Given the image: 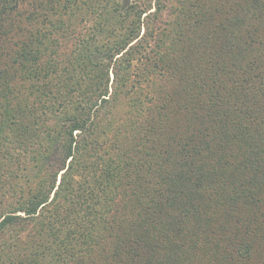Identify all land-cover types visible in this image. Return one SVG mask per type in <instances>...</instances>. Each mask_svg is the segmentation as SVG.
<instances>
[{"label": "trees", "instance_id": "obj_1", "mask_svg": "<svg viewBox=\"0 0 264 264\" xmlns=\"http://www.w3.org/2000/svg\"><path fill=\"white\" fill-rule=\"evenodd\" d=\"M162 1L0 0V264H264V0Z\"/></svg>", "mask_w": 264, "mask_h": 264}, {"label": "rangeland", "instance_id": "obj_2", "mask_svg": "<svg viewBox=\"0 0 264 264\" xmlns=\"http://www.w3.org/2000/svg\"><path fill=\"white\" fill-rule=\"evenodd\" d=\"M120 1H123V0H120ZM126 1V4L128 3V2H131L132 0H125ZM154 0H152V2H153ZM176 1L177 0H171V4H173V6H176V7H180V3H183V1L182 2H180V3H178V1H177V3H176ZM163 3H164V6L167 4L168 5V2H167V0L166 1H162ZM184 3H186L185 2V0H184ZM179 4V5H178ZM164 6H163V8H164ZM152 7H153V9L155 8V6H154V3L152 4ZM168 7H169V5H168ZM152 9V10H153ZM163 10V9H162ZM165 12L167 13V10L165 9ZM162 13V12H161ZM173 15L172 16H170V17H164V16H160L161 18V26L162 25H164L165 26V23L166 24H168L169 22L170 23H172L173 22V16L175 15L174 13H172ZM144 18V17H143ZM91 23V21H88V20H85L84 21V24L80 27V29L81 30H83V26L84 25H89ZM154 24H156V25H158V22H155ZM198 30H199V28H195L194 29V31H192V32H190L191 34H193L195 31H197L198 32ZM175 34V33H174ZM262 73H264V70H263V72ZM112 78H113V75H110V85H111V87H110V91H112L113 90V85H112ZM160 83L161 84H164L162 81H160ZM148 86H146V88H147ZM117 96H120V93H119V95H117ZM127 102V99H125V103ZM148 105H150L149 103H148ZM137 105H133V103H130L129 104V102H127L125 105L122 103V101L120 100V98L118 97L116 100H115V103L114 104H112L111 106H109V108H108V110L110 111L109 113H107V114H109V116H111L112 118H114V117H116V119H118V118H123L124 116H127V117H129V118H138V109H137V107H136ZM146 113H145V115H143V116H139L140 117V119H141V121H142V119H143V117H145V116H148L149 117V115H150V109L148 108L146 111H145ZM101 113H103V112H101ZM124 113V114H123ZM103 114H106V113H103ZM123 114V115H122ZM123 116V117H122ZM105 118V117H104ZM105 121V120H104ZM21 164H23V163H26L27 161V158L24 156V154H22L21 155ZM22 168V167H21ZM7 202H1V207H5L6 208V204H8V199H6V197L4 198Z\"/></svg>", "mask_w": 264, "mask_h": 264}, {"label": "snow or ice", "instance_id": "obj_3", "mask_svg": "<svg viewBox=\"0 0 264 264\" xmlns=\"http://www.w3.org/2000/svg\"><path fill=\"white\" fill-rule=\"evenodd\" d=\"M53 162H54V163H56V161H55V160H54Z\"/></svg>", "mask_w": 264, "mask_h": 264}]
</instances>
